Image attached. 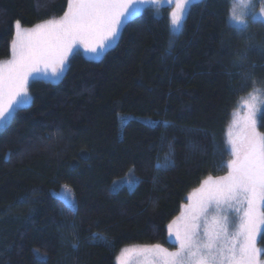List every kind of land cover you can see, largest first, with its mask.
<instances>
[{
	"label": "trees",
	"instance_id": "obj_1",
	"mask_svg": "<svg viewBox=\"0 0 264 264\" xmlns=\"http://www.w3.org/2000/svg\"><path fill=\"white\" fill-rule=\"evenodd\" d=\"M233 2L191 5L179 34L171 8L146 9L99 58L76 52L59 82L31 81L30 105L0 132V264H117L131 246L174 247L169 224L229 172L234 111L264 92V22L238 31ZM67 8L0 0V61L17 21L33 28ZM130 170L135 188L112 191ZM64 185L75 209L54 195Z\"/></svg>",
	"mask_w": 264,
	"mask_h": 264
},
{
	"label": "snow or ice",
	"instance_id": "obj_2",
	"mask_svg": "<svg viewBox=\"0 0 264 264\" xmlns=\"http://www.w3.org/2000/svg\"><path fill=\"white\" fill-rule=\"evenodd\" d=\"M163 2L68 0V10L58 20L49 19L30 29H22L17 21L12 58L6 63L0 61V122L7 119L6 114L30 102L28 83L33 74L59 78L77 45L92 53L103 51L116 40L122 24L139 12L134 5ZM190 2L166 0L169 6L175 5L170 12L171 28H181ZM252 3L236 0V6L245 9ZM261 5L259 16L264 17V0ZM230 19L243 25L238 31L246 30L244 14H238L235 7ZM253 19H257L255 14ZM259 111L255 104L249 105L244 127L250 132L239 145L235 139L229 141L234 159L228 161V175L203 182L208 187H202L183 226L174 233L177 250L169 252L158 244L142 249L152 253L157 264H264L260 260L262 250L257 247V237L264 228V135L255 130ZM229 210L243 212L232 230ZM172 227L169 224L170 236Z\"/></svg>",
	"mask_w": 264,
	"mask_h": 264
},
{
	"label": "rangeland",
	"instance_id": "obj_3",
	"mask_svg": "<svg viewBox=\"0 0 264 264\" xmlns=\"http://www.w3.org/2000/svg\"><path fill=\"white\" fill-rule=\"evenodd\" d=\"M199 1L200 0H191L190 4L186 8L185 15H184V18L182 20L181 28L179 30L172 28L174 33L179 34L181 32L184 20L186 18V15L188 13L190 6L199 2ZM233 1H234L233 2V8L235 7V10L238 14H241V13L244 14V18H245L247 24L249 22L264 20V17L259 16L260 8L262 6L261 0H253V3L246 9L243 6H236V0H233ZM164 7H169V8H171V11H172L173 8L175 7V5L173 4V5L169 6L166 3V0L163 3H156V4L148 3V4H142V5L141 4L134 5V8L139 9V12L136 15L131 16L124 24H122L120 31H119V34H118V37H119L124 25L128 21H130L131 19L139 16L141 13H143L144 10L154 9V10L160 11ZM233 8H232V10H233ZM67 10H68V8H67ZM253 14L256 15L257 19H255V20L253 19ZM58 19H60V18H58ZM230 22L235 27H238V28L243 27V25H238L234 21H232L231 19H230ZM21 28L22 29H30V28H23L22 26H21ZM15 34H16V27H15ZM15 38H16V35L14 36V39ZM117 38H116V40H117ZM114 42H112V44ZM103 51H105V49ZM103 51H99L97 53H92V52L86 51L84 46L77 45L73 49L72 53L69 55L67 62L64 66V70H63V72L59 78L52 77L50 74L48 76H44L43 74H33V76L29 77V83L33 79L34 80H47V81H51V82L55 81L53 83H57L64 76V74L67 71L68 66H69V60L76 52H82L89 59H97L103 53ZM9 60H3V62L6 63ZM29 83H28V85H29ZM28 95H29V97H31L30 92H29V86H28ZM252 96H256V99L253 100ZM30 102H31V99H30ZM30 102H28L27 104H24L20 107L15 108V110L11 111L10 114H6L7 119L5 121L0 122V132L3 131L7 127V125L10 123V121L13 118V115L16 113V111L19 109H23L25 107H28L30 105ZM251 104H255L256 107L258 109H260V111L257 115V125H256L255 130L257 133L264 135L259 129L260 116L264 111V92L259 91V92H254V93L248 95L247 97H245L244 99H242L240 101L238 108L234 111L232 120H231L230 125L227 129V132H226V138H228L229 141L232 139H235V140H237V143L239 145L244 141V138L250 132L249 129H245L244 120H245V117L248 115L249 105H251ZM121 118H123V117H121ZM128 118L129 117H126V119H128ZM211 180L216 181L217 179H211ZM129 182H131V183H129ZM137 183H138V178L134 175L133 170H130L125 177L116 180L112 184L111 189H112V191H116L122 187H127L129 190H133L135 188V186L137 185ZM202 187L206 188L208 186L203 184ZM202 187L191 196L189 203L186 206V208L184 209V213L182 214V216L179 219H177L176 221H174L175 223L174 222L172 223L173 235H171V236L169 235V239L171 240L172 244H174V247L168 246L166 244H161V243L158 244L162 248L167 249L169 252H175L177 250V248L179 247V245L176 243L174 233L178 228H181L183 226L185 219L189 214L190 207L196 204V202L198 201V199L201 195L200 190L202 189ZM54 195L59 197L60 199H62L70 208H72V209L76 208L75 197H74L72 189L69 186H67V185L62 186L58 192H54ZM227 214L229 216V221H230V230H232L235 227L236 223H238V217L240 215H242L243 212L241 211L240 213H237L234 210H229ZM263 231H264V228L261 229V233L257 237V247L260 248L261 250H262V248L259 246V239H260ZM168 234H169V230H168ZM152 246H154V245L146 246V247L131 246L129 248L123 249L117 255V264H157V262L153 258L152 253L142 251V249L151 248ZM260 260L262 262H264L263 250H262V255L260 256Z\"/></svg>",
	"mask_w": 264,
	"mask_h": 264
},
{
	"label": "crops",
	"instance_id": "obj_4",
	"mask_svg": "<svg viewBox=\"0 0 264 264\" xmlns=\"http://www.w3.org/2000/svg\"><path fill=\"white\" fill-rule=\"evenodd\" d=\"M30 83H31V81H30ZM30 83H29V85H30ZM29 85H28V86H29ZM30 99H31V97H30Z\"/></svg>",
	"mask_w": 264,
	"mask_h": 264
}]
</instances>
